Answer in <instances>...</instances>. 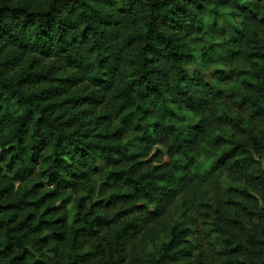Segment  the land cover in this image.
Wrapping results in <instances>:
<instances>
[{
	"label": "trees",
	"instance_id": "obj_1",
	"mask_svg": "<svg viewBox=\"0 0 264 264\" xmlns=\"http://www.w3.org/2000/svg\"><path fill=\"white\" fill-rule=\"evenodd\" d=\"M0 264H264V0H0Z\"/></svg>",
	"mask_w": 264,
	"mask_h": 264
},
{
	"label": "rangeland",
	"instance_id": "obj_2",
	"mask_svg": "<svg viewBox=\"0 0 264 264\" xmlns=\"http://www.w3.org/2000/svg\"><path fill=\"white\" fill-rule=\"evenodd\" d=\"M226 26L221 22L218 25V28L212 27V20L207 22L205 29L203 30V34L207 35L206 37H197L191 44V48L194 51L195 58H197L194 62L187 65V69L190 73L194 71H200L203 78L209 82L219 85L221 88L224 87L225 82L221 80L222 75L220 74L221 70H229L230 69V61L228 59L227 51L224 49L223 45L224 37L227 36ZM211 40L207 42V39ZM210 45H213V48L216 50V55L213 56L216 60L212 63H204L202 55L203 51L209 53ZM212 55V52L210 53ZM213 58V59H214ZM194 119L192 117H187L186 122H192ZM74 198V197H73ZM73 204L69 205V209L72 211L71 216H73ZM179 216V211L177 212ZM166 237H163L161 241L152 244L151 249L155 250L158 248L160 244L165 241Z\"/></svg>",
	"mask_w": 264,
	"mask_h": 264
}]
</instances>
